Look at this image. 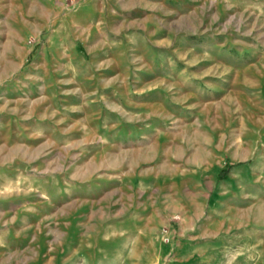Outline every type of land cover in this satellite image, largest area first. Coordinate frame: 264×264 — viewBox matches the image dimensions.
<instances>
[{"label": "rangeland", "instance_id": "374dc122", "mask_svg": "<svg viewBox=\"0 0 264 264\" xmlns=\"http://www.w3.org/2000/svg\"><path fill=\"white\" fill-rule=\"evenodd\" d=\"M63 3L60 85L0 99V264H264V0Z\"/></svg>", "mask_w": 264, "mask_h": 264}, {"label": "crops", "instance_id": "0c3cea01", "mask_svg": "<svg viewBox=\"0 0 264 264\" xmlns=\"http://www.w3.org/2000/svg\"><path fill=\"white\" fill-rule=\"evenodd\" d=\"M63 10V0H0V99L7 103L25 100L36 93L38 85L45 86L43 90L38 87V92L46 91L47 85H60L61 77L45 70H56L61 62L57 66L55 59L44 60L50 50L45 47L34 51L31 42L41 36H56ZM32 52L36 53V61L27 63ZM0 117L7 118L3 125L12 126V138L17 124L23 133L30 132L25 128L30 125V119L24 110L16 113L14 108L0 109ZM25 142H30L29 138ZM10 144L13 147L14 141Z\"/></svg>", "mask_w": 264, "mask_h": 264}]
</instances>
